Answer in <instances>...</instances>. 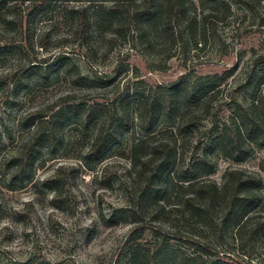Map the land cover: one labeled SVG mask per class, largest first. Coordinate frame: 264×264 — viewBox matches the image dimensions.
Here are the masks:
<instances>
[{"label":"rangeland","instance_id":"rangeland-1","mask_svg":"<svg viewBox=\"0 0 264 264\" xmlns=\"http://www.w3.org/2000/svg\"><path fill=\"white\" fill-rule=\"evenodd\" d=\"M117 1L120 18L107 16L106 8ZM145 1L14 0L1 9L0 47L10 49L0 51V264H129L130 244L138 257L149 253L177 264H203L213 257L201 246L209 244L211 255L218 252L205 224L181 220L177 212L189 189L163 194L160 211L151 206L135 218L128 211L157 163L152 158L144 165L152 145L173 144L174 170L183 172L203 155V146L196 152L195 145L217 133L213 123L218 129L233 126L234 101L250 102L245 74L252 52L264 55V1L259 6L253 0L254 10L247 13L243 0H228L231 20L218 24L197 49L186 46L185 38L170 41L161 20L150 28L130 22L127 15ZM191 1L196 14L210 7L205 0ZM178 27L174 23L173 31ZM232 69L209 114L184 107L190 130L177 132L176 120L156 122L148 130L140 125L141 100L157 99L179 81L183 87ZM78 104L106 111L87 126L68 117L52 133L53 119ZM36 114L35 125L43 123L49 142L34 164L32 184H26L30 168L11 183L17 171L13 160L34 131L24 125ZM98 133L114 140L104 161L86 171L79 160ZM137 142L143 148L134 156L130 150ZM216 149L206 153L213 173L197 181L218 186L226 172L238 170L261 176L264 184V148L255 147L237 163ZM250 259L264 264L260 252Z\"/></svg>","mask_w":264,"mask_h":264},{"label":"trees","instance_id":"trees-1","mask_svg":"<svg viewBox=\"0 0 264 264\" xmlns=\"http://www.w3.org/2000/svg\"><path fill=\"white\" fill-rule=\"evenodd\" d=\"M263 1L258 0L259 6ZM8 2H14V0L0 1V11L9 4ZM205 2L210 7L205 12L196 14V10H193L195 6L191 0H146L137 6L130 15H127V18L130 22L145 28H150L153 20H161L163 28L170 33V41L174 42L177 38L180 40L185 38L186 46L197 49L199 45L207 42L208 34L214 32L218 24L231 20L233 16L232 5L228 0H205ZM119 3L117 1L106 8L107 16L120 18L119 15L122 13L119 12ZM242 6L247 13L254 10L253 0H243ZM174 23H179V31H173ZM242 30L241 23H237V34H240ZM8 49L10 48L3 47L1 49L0 47V51H8ZM263 64L264 55L253 51L250 65L245 74V86L247 94L250 96V102L245 104L234 101L236 121L233 126L224 125L222 129H218L216 122L213 123L212 130L215 129L217 133L205 143L195 145L196 152L203 146V155H199L185 171L176 173L174 170L176 149L173 144L161 140L162 142L151 146L149 159H146L144 165L152 162V158L157 163L142 189L140 188L134 194L132 208L128 211V215L133 218L139 214L143 216V212L151 206L160 211L163 194H166L170 189L174 190V188L189 189L191 193L183 196L178 204L177 212L182 218L181 220L187 217L188 220L205 224L207 229L212 232L214 236L212 244L218 250L217 253H213L215 255H211L209 244L201 246L206 256H213L206 259L203 264H255L250 259L253 253L260 252L264 256V198L262 196L264 184L261 176L229 170L218 186L211 182L197 181L201 177L213 173L214 168L209 163L206 153L215 150V148H218L216 150L219 154L236 163L250 157L255 147L264 148ZM30 67L33 70L39 69L41 66L32 65ZM234 70L222 75H207L199 78L196 82L185 84L183 87L179 81L164 88L161 97L151 101L141 100L139 102L141 106L140 125L142 128L146 125V130H148L156 122L176 120L174 123L177 132L190 130L192 127L190 113H185L184 107L209 114L212 99ZM104 110L99 106L83 108L79 104L67 107L57 119H53L51 132L53 133L58 124L71 116L79 117L81 124L87 126L99 112ZM38 118H40L38 114L31 115L29 121L24 125V128H33L34 131L28 139V145L23 146L21 153L13 160L17 164V171L10 178L11 183L30 168L26 184H32L34 164L38 161L40 152L43 150V144L49 142V136L46 134L47 129L43 123L35 125ZM101 134L98 133L93 138L87 152L79 160L86 171H91L92 165L95 166L104 161L107 150L114 140L111 136H101ZM50 144H54L52 139ZM142 146L143 142L135 143L131 147L130 153L136 156L143 148ZM261 171L264 175V165L261 167ZM46 182L55 183L52 180ZM214 214L217 217H214ZM137 222L134 221V223ZM138 229L143 231L142 227ZM127 250L130 256L129 264H177L159 260L154 255L150 256L149 253L138 257L133 244H130Z\"/></svg>","mask_w":264,"mask_h":264}]
</instances>
